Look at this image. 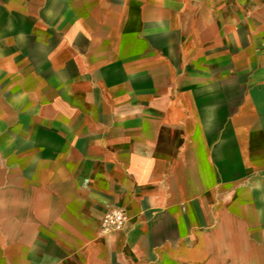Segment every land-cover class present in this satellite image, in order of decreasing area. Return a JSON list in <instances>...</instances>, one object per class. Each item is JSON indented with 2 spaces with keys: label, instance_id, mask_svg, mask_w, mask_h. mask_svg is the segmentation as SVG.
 I'll return each instance as SVG.
<instances>
[{
  "label": "crops",
  "instance_id": "0c3cea01",
  "mask_svg": "<svg viewBox=\"0 0 264 264\" xmlns=\"http://www.w3.org/2000/svg\"><path fill=\"white\" fill-rule=\"evenodd\" d=\"M0 264H264V0H0Z\"/></svg>",
  "mask_w": 264,
  "mask_h": 264
},
{
  "label": "built area",
  "instance_id": "2783aa9c",
  "mask_svg": "<svg viewBox=\"0 0 264 264\" xmlns=\"http://www.w3.org/2000/svg\"><path fill=\"white\" fill-rule=\"evenodd\" d=\"M127 221L126 212L122 208L114 206L103 215L101 227L104 232L119 231L124 229Z\"/></svg>",
  "mask_w": 264,
  "mask_h": 264
}]
</instances>
